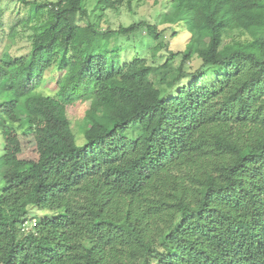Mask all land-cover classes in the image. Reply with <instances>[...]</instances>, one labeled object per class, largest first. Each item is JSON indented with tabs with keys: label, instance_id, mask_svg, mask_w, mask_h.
<instances>
[{
	"label": "trees",
	"instance_id": "obj_1",
	"mask_svg": "<svg viewBox=\"0 0 264 264\" xmlns=\"http://www.w3.org/2000/svg\"><path fill=\"white\" fill-rule=\"evenodd\" d=\"M19 1L33 48L66 9L89 17L88 0ZM125 1L97 0L95 12ZM169 3L191 34L186 51L170 52L183 58L169 96L154 64H121L120 38L145 27L157 39L158 25H120L57 79L89 101L85 143L40 173L37 160L0 156V264H264V0ZM33 58H0L2 128L28 94L16 93L12 73ZM193 58L196 73L184 67ZM211 69L218 79L201 84Z\"/></svg>",
	"mask_w": 264,
	"mask_h": 264
},
{
	"label": "rangeland",
	"instance_id": "obj_2",
	"mask_svg": "<svg viewBox=\"0 0 264 264\" xmlns=\"http://www.w3.org/2000/svg\"><path fill=\"white\" fill-rule=\"evenodd\" d=\"M96 1L88 0L89 17H80L76 11L66 9L60 25L39 34L33 48L30 26L34 21L28 14L29 8L19 0H0V58L5 51L13 59L34 56L32 65L12 73L16 93L28 94L22 96L15 120L10 119L8 126L0 127V156L8 153L21 160H37L36 172L40 173L49 160L74 153L85 143L82 124L89 101L69 97L57 79L83 55L106 46L110 29H118L120 25L142 21L158 25L161 35L157 39L149 36L145 27L120 38L124 48L121 64L135 57L154 64L152 80L164 94L168 92V82L179 74L183 58V55L172 58L170 52L186 51L191 36L185 25L176 21L169 0L125 1L103 13L95 12ZM13 27L15 34L11 35ZM200 64L198 58H193L184 67L196 73ZM0 73L8 74L3 67ZM218 77V72L211 69L199 80L201 84L212 85ZM192 79L185 78L179 84H188ZM32 211L39 212L36 208ZM40 213L37 216L43 215Z\"/></svg>",
	"mask_w": 264,
	"mask_h": 264
},
{
	"label": "built area",
	"instance_id": "obj_3",
	"mask_svg": "<svg viewBox=\"0 0 264 264\" xmlns=\"http://www.w3.org/2000/svg\"><path fill=\"white\" fill-rule=\"evenodd\" d=\"M37 225V219H32V220H26L23 224V230L24 231H29L31 228Z\"/></svg>",
	"mask_w": 264,
	"mask_h": 264
}]
</instances>
